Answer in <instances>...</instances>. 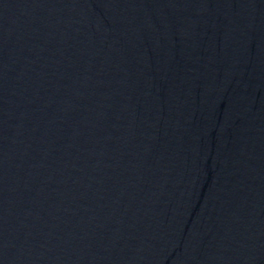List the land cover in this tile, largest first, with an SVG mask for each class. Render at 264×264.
Instances as JSON below:
<instances>
[{"label": "water", "instance_id": "obj_1", "mask_svg": "<svg viewBox=\"0 0 264 264\" xmlns=\"http://www.w3.org/2000/svg\"><path fill=\"white\" fill-rule=\"evenodd\" d=\"M183 0H0V146L69 102Z\"/></svg>", "mask_w": 264, "mask_h": 264}]
</instances>
